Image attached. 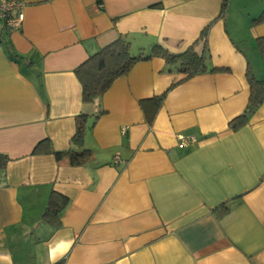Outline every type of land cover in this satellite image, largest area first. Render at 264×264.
I'll use <instances>...</instances> for the list:
<instances>
[{
    "label": "crops",
    "instance_id": "obj_1",
    "mask_svg": "<svg viewBox=\"0 0 264 264\" xmlns=\"http://www.w3.org/2000/svg\"><path fill=\"white\" fill-rule=\"evenodd\" d=\"M23 1L19 29L0 26V264H50L69 240L57 264H264V103L228 126L248 99L247 65L264 78V22H252L264 0H228L223 14L221 0ZM208 24V66L228 71L179 81L151 57L99 105L81 101L75 67L118 35L134 54L180 53ZM164 92L148 124L139 101ZM100 108L84 165L32 154L45 138L67 148L75 116ZM52 191L69 199L57 227L42 218Z\"/></svg>",
    "mask_w": 264,
    "mask_h": 264
},
{
    "label": "trees",
    "instance_id": "obj_2",
    "mask_svg": "<svg viewBox=\"0 0 264 264\" xmlns=\"http://www.w3.org/2000/svg\"><path fill=\"white\" fill-rule=\"evenodd\" d=\"M228 0H221L220 14H223ZM253 23L264 22V10L254 19ZM209 24L206 25L199 34L194 44L187 47L180 53H173L159 44H152L148 50H141L134 54L131 50L130 41L125 35H118L114 40L100 47L95 53L89 55L83 62L75 67L74 72L81 84V101L99 105L103 93L110 87L115 79L125 75L131 67L138 61L148 60L151 57H161L167 67V71H175L183 74L179 80H185L197 74L204 72H225L228 68L209 67V54L206 53L205 40ZM259 40V49L264 55V40ZM201 42V48L198 51L196 44ZM1 42V39H0ZM246 81L249 87L248 99L243 110L228 121V126L237 129L248 123L251 115L257 108L264 103V78L256 76L250 65L246 69ZM172 83L169 87H173ZM165 92L141 99L139 101L140 109L143 112L144 119L151 124L158 109L162 105ZM104 113L103 109L96 110L93 114L79 113L75 116V130L71 136L68 147L64 149H55L50 139L45 138L38 141L32 154L47 153L52 154L59 164L66 162L69 166H82L92 156V152L84 145V135L87 127H92L96 119ZM89 121H91L89 123ZM9 157L0 153V170H3ZM69 199L55 191H52L48 197L46 208L42 218L53 224L55 227L60 225V214L63 208L68 204ZM226 210L227 207L224 208Z\"/></svg>",
    "mask_w": 264,
    "mask_h": 264
},
{
    "label": "built area",
    "instance_id": "obj_3",
    "mask_svg": "<svg viewBox=\"0 0 264 264\" xmlns=\"http://www.w3.org/2000/svg\"><path fill=\"white\" fill-rule=\"evenodd\" d=\"M26 3L23 0H0V20L4 22L8 30H17L20 27L23 10ZM178 139L182 143H189L194 141L193 136L179 134ZM120 160L119 155L114 156V162Z\"/></svg>",
    "mask_w": 264,
    "mask_h": 264
},
{
    "label": "clouds",
    "instance_id": "obj_4",
    "mask_svg": "<svg viewBox=\"0 0 264 264\" xmlns=\"http://www.w3.org/2000/svg\"><path fill=\"white\" fill-rule=\"evenodd\" d=\"M71 241H62L56 248L49 249V262L50 264H57V260L60 258L57 256V252L63 247H70Z\"/></svg>",
    "mask_w": 264,
    "mask_h": 264
},
{
    "label": "rangeland",
    "instance_id": "obj_5",
    "mask_svg": "<svg viewBox=\"0 0 264 264\" xmlns=\"http://www.w3.org/2000/svg\"><path fill=\"white\" fill-rule=\"evenodd\" d=\"M1 23H2V22H1V20H0V26L2 27V24H3V23H2V24H1ZM148 48H149V47H147L145 50H148ZM132 52H134V53H135V51H134V50H132ZM136 54H137V53H136Z\"/></svg>",
    "mask_w": 264,
    "mask_h": 264
}]
</instances>
